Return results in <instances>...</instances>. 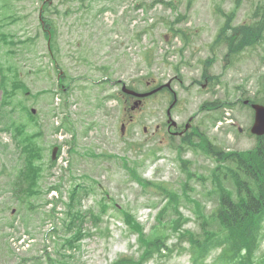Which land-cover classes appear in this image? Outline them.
Segmentation results:
<instances>
[{"label":"rangeland","instance_id":"obj_1","mask_svg":"<svg viewBox=\"0 0 264 264\" xmlns=\"http://www.w3.org/2000/svg\"><path fill=\"white\" fill-rule=\"evenodd\" d=\"M43 2L57 12L49 19L56 30L52 46L44 37L46 28L39 24L38 10ZM43 2H1L8 11L0 12V23L3 28L10 20L6 34L14 39L13 43H0V65L11 71L10 78L19 73L20 82L31 91L24 88L27 91L17 94L11 116L37 129L43 127L38 141L45 157L42 176L38 175L39 194L28 197L22 192L25 184L19 176L17 152L12 146L3 150L9 147L6 144L10 136L0 133V264H112L124 256L138 261L151 241L156 243L151 248L163 245V241L175 244L176 252L172 256L153 257L148 264H195L184 250L189 247L187 237L184 242H177V233L172 231L171 225L178 220L182 233L191 229L198 240L199 250L195 252L194 247L192 255L206 252L204 258L198 254V260L206 264H212L221 255V264H227L221 253L222 241L229 234L223 232L222 221H213L211 215L223 197L229 202L237 197L239 184L226 173L229 162L216 160L193 145L180 147L178 139L164 134L170 105L167 94L149 98L142 108L132 112V102L121 92V84L143 91L147 81H172L178 97L172 116L183 125L194 118L189 133L193 141H197L194 131L199 128L222 150L251 149L255 138L239 134L236 127L246 130L251 126L254 112L243 106V100L264 103V29L255 13L264 0ZM225 22L228 40L222 39L224 43L218 44L216 36ZM241 27H252L254 34L261 35L241 45ZM28 38L31 39L26 41ZM232 42L235 48L228 53ZM49 50H59L54 59L60 63L56 68ZM62 68L65 77L61 86L56 70ZM4 96L6 93L0 87V106ZM238 99L242 103L231 107L201 110L205 104ZM25 109H35L36 114L26 116ZM127 115L133 118L127 120L129 124L122 131ZM66 119L71 124L67 125L69 131L65 129V137L58 135L55 121L61 125ZM0 124H7L1 115ZM161 124L162 130L158 131ZM73 131L75 141L71 139ZM54 147L59 148L57 164L51 167ZM216 166L223 185L230 191L221 193L218 199ZM131 168L137 177L132 176ZM139 175L148 184L137 182ZM59 178L63 179L62 198L59 192L56 197L47 191ZM79 183L89 188L78 193L82 202L75 208L102 216L97 222L87 221L83 241L69 251L63 242L68 228L62 220L66 218L69 191ZM169 196L177 198L171 205ZM58 199V214L51 216L52 201ZM103 199H107L106 203L101 202ZM197 211L208 222L203 224ZM124 212L132 214L131 227L136 226L139 235L129 232L132 230L125 223ZM52 221L56 225L55 239L51 242L53 251L47 252L46 236ZM243 226L237 224V228L245 229ZM22 228L29 231L35 243L27 252L24 246L25 252L17 253L19 246H14L11 238L18 236ZM209 230L214 236H224L212 238ZM241 237L240 246H244L249 234L242 232ZM258 241L261 245L253 246L252 257H264V235Z\"/></svg>","mask_w":264,"mask_h":264},{"label":"trees","instance_id":"obj_2","mask_svg":"<svg viewBox=\"0 0 264 264\" xmlns=\"http://www.w3.org/2000/svg\"><path fill=\"white\" fill-rule=\"evenodd\" d=\"M257 14L264 18V2L257 5ZM226 26L227 22L223 24L216 36L215 41H217L218 44L224 43L225 40H228L224 33ZM252 27L240 28V35H242V37L240 38L241 45L249 43V41L253 40L255 36L260 37L261 32L258 34H254ZM222 39H224L223 42ZM233 43L234 42L230 44L231 49L235 48ZM20 80L21 79L19 75H15L12 78L5 75L3 78V87H6V84H8L6 89H12L16 91L15 89L17 87H21L24 90V88L26 87L20 82ZM23 113L26 116L29 115V117L33 116L30 114L31 112H27L26 109ZM5 127L6 126L4 125L3 128L6 129ZM9 128L10 131L14 132L13 134L15 146L20 147L23 153L24 168L21 172V182L24 183L25 186L23 187L22 192L26 193L28 197L35 196L37 195L36 188L39 183L38 175L39 173H42L43 159L45 157L44 148L39 145V143L37 142V138H35V136L40 133L41 126L38 128L39 131L31 132H29L23 125H16L15 123H12ZM67 130L70 129L67 128ZM21 136L22 140L20 141ZM55 165L56 161L50 160L49 166L54 167ZM229 172L232 175L235 183H238L239 179L243 183V180L241 178L246 177L247 180L251 181L253 185L251 186V188H244L240 186L239 196L236 199V201L239 202L240 205L229 203L226 207V205L224 204L226 212L221 209H217L213 211L211 216L212 219L213 217H215L217 221H222L223 225H227L226 229L229 234L228 238L230 240V245L234 248H232L231 250L224 249L222 255L224 259L228 261V264H234L236 258H239V255L243 254L244 252V250L240 248L245 247V250H251L252 245H256L257 236H262L264 233V229H261V224L264 222V138H260L258 140L254 152H240L239 154L231 155L229 160ZM130 173L132 174V176L134 175L135 177H137L133 168H131ZM62 182L63 179H61L60 185H54L52 187L49 186L48 191H50L51 189H62ZM88 188L89 187L84 186L82 183L74 186L72 191H69V202L65 203L67 210L64 212L66 218L63 220V223L64 227L68 228V237L65 240V244L67 242L69 248L77 247V242L83 236L84 226L81 224L87 221L88 216L94 221L101 220L102 213L95 215L87 213L81 208H75L76 204L82 202L81 198L78 197V193L86 191ZM258 193H261L262 196L257 195ZM106 200L107 199H103L101 202L106 203ZM58 203H60L59 200H56L54 203V207L52 210L54 211V215H56L57 213L56 206ZM243 213L247 214L246 220L241 215ZM200 214L202 215V213ZM226 215L233 218V220L238 224H243V227H245V229L239 228L235 230L236 228H233L231 221L226 217ZM131 219V215L126 214V220L130 222ZM250 220H256L257 222L253 224ZM203 224H205V222ZM70 232L72 233L70 234ZM242 232L249 234V237H246L247 240L244 246H240L241 243L243 244L241 237ZM163 243H165V241H163ZM227 243L228 241L226 240V244ZM145 258L146 256L142 258V261H129L127 264H142Z\"/></svg>","mask_w":264,"mask_h":264},{"label":"flooded vegetation","instance_id":"obj_3","mask_svg":"<svg viewBox=\"0 0 264 264\" xmlns=\"http://www.w3.org/2000/svg\"><path fill=\"white\" fill-rule=\"evenodd\" d=\"M151 85H152L151 83H148V87H153ZM149 91H151V90H149ZM163 91L166 92L165 90H163ZM169 97L172 98L173 96L169 95ZM144 99L138 100V102L135 101L136 102L135 105L143 103ZM168 132L170 133V135L172 137L181 138L182 136H184V135H182L183 134V130H181V125H179V124H177V126L174 127V128H172V127L169 128V126H168Z\"/></svg>","mask_w":264,"mask_h":264},{"label":"water","instance_id":"obj_4","mask_svg":"<svg viewBox=\"0 0 264 264\" xmlns=\"http://www.w3.org/2000/svg\"><path fill=\"white\" fill-rule=\"evenodd\" d=\"M255 109L257 110V121L253 131L262 133L264 132V109L258 107H255Z\"/></svg>","mask_w":264,"mask_h":264},{"label":"bare ground","instance_id":"obj_5","mask_svg":"<svg viewBox=\"0 0 264 264\" xmlns=\"http://www.w3.org/2000/svg\"><path fill=\"white\" fill-rule=\"evenodd\" d=\"M199 212V211H198ZM212 216V215H211ZM213 221H216L217 222V220L215 219V217H213ZM226 227H227V225H225V227H224V229H223V232H225V231H227V229H226ZM216 234V233H215ZM223 234V233H222ZM209 235H210V237L212 236L210 233H209ZM216 235H218V234H216ZM226 235H228V232H227V234ZM224 236V235H223ZM209 240H210V238H209ZM217 240H219V239H217ZM226 240L228 241V243L226 244ZM220 243V242H219ZM223 243H224V247H225V249H227V250H231L232 248H234L233 246L231 247V245H230V240H229V238L228 237H226V239H224L223 240ZM219 246H221L220 244H219ZM253 246L254 245H252V248H251V250H245L246 248L245 247H242V248H240V249H242V250H244V254H246V255H249V256H251V252L253 251ZM214 249V248H213ZM206 256V253H204L203 254V258Z\"/></svg>","mask_w":264,"mask_h":264}]
</instances>
